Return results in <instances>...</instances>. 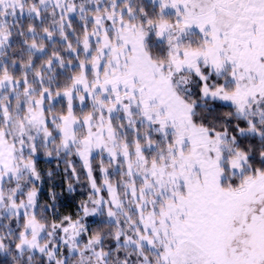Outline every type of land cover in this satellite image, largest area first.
<instances>
[{
  "label": "snow or ice",
  "instance_id": "obj_1",
  "mask_svg": "<svg viewBox=\"0 0 264 264\" xmlns=\"http://www.w3.org/2000/svg\"><path fill=\"white\" fill-rule=\"evenodd\" d=\"M0 264H264V0H0Z\"/></svg>",
  "mask_w": 264,
  "mask_h": 264
}]
</instances>
